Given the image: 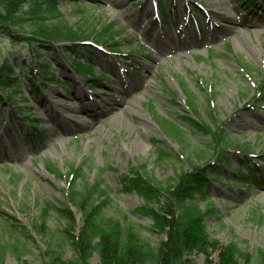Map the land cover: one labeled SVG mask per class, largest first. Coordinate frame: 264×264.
<instances>
[{
    "label": "rangeland",
    "instance_id": "1",
    "mask_svg": "<svg viewBox=\"0 0 264 264\" xmlns=\"http://www.w3.org/2000/svg\"><path fill=\"white\" fill-rule=\"evenodd\" d=\"M217 1L57 0L61 17L52 18L53 22L62 20L76 32L85 29L88 33L110 22L118 30L117 51L92 44V37H83L82 43H88L76 49L75 57L88 63L93 75L108 76L100 85L91 76L78 73L74 55L57 43L51 50L40 45L32 47L13 39L0 26V58L9 59L15 65L20 89L11 95L10 101L0 92V135L9 128L27 147L24 153L12 154L0 143V239L17 236L8 228L9 218L17 227H27L32 240L25 258L39 264L47 239L32 226L45 201L54 205L63 199L67 190L65 178L54 170L67 174L78 167L79 187L83 179L90 184L101 183L105 214L120 217L127 225L135 224L141 238L154 245L165 241L166 234L153 225L152 218L139 211L144 203L142 197L123 192L120 176L138 168L169 187L189 169L190 162L205 163L206 157L196 158L193 152L201 149L210 157L214 149L210 135L191 128L181 116L188 112L190 117L197 118L187 105L184 87L196 100L198 118L211 121L202 90L207 82L214 93L217 125L224 126L230 142L227 151L233 165L214 175L217 178L212 180L209 198L204 202L199 200L198 204L202 210L212 208L204 221L210 240L218 241L220 247L236 243L240 251L249 254V264H258V252L264 253V103L253 107L249 103L258 94L260 77L264 76V18L251 6L253 0H229V7L235 8H229L230 11L238 18L237 32H232L223 27L229 23H225V11L216 6ZM258 1L264 3V0ZM148 2L160 12L164 28L179 33L175 35L177 39L163 43L161 50L146 36L153 25L142 15ZM30 4L26 3L24 11L30 9ZM130 14L143 16L140 28L135 26ZM187 24L194 30L193 40L185 38ZM23 25L30 32L28 23ZM37 53L41 54L39 59H35ZM100 57L109 59V64ZM127 60L138 68V77L125 70ZM41 63L55 73L54 78L41 73L38 69ZM128 83L136 85L130 93L125 86ZM78 91L93 92L97 96L95 102L129 96L122 104H134V114L129 112L121 122L117 121L121 114L116 117L109 112L94 119L83 112L87 99L77 96ZM47 95L53 97L55 104L65 106V115L80 122L83 128L61 129L58 134L48 107L43 106L49 99ZM162 118L185 130L186 148L165 134ZM157 139L165 140L169 156L158 157L154 146ZM240 145L247 152L235 149ZM208 161L212 163L211 159ZM257 164L263 171L262 179L248 183L239 176L237 168L241 166L254 181L252 168ZM80 218L78 214L76 223H81ZM64 222L54 211L47 213L45 225L49 229L63 228ZM212 252L209 261L216 263L220 251L212 249ZM70 256V252L65 253V260ZM194 260L196 264H205L207 258L200 254ZM90 262L101 264L97 254ZM6 264H17V261L8 254Z\"/></svg>",
    "mask_w": 264,
    "mask_h": 264
},
{
    "label": "trees",
    "instance_id": "2",
    "mask_svg": "<svg viewBox=\"0 0 264 264\" xmlns=\"http://www.w3.org/2000/svg\"><path fill=\"white\" fill-rule=\"evenodd\" d=\"M28 1L31 3L30 9L24 11ZM59 17L61 16L57 8V0H0V26L5 29L3 30L5 33L8 32L6 34L18 42H25L32 47L40 45L46 50L53 49L54 44L57 43L61 49L74 55V65L78 73L90 75L93 81L100 82L105 75L103 73L100 77L93 75L91 66L75 57L77 46H86L81 39L92 37L101 46L117 51L118 44L115 37L118 30L110 22L100 28L94 27L88 33L85 29L76 32L62 20L52 21V18ZM25 23H28L30 32L22 28ZM75 41L79 43H73ZM65 42L72 44H61ZM40 57L41 54L37 53L35 59ZM38 69L51 79L55 77V73L45 68V64H39ZM136 70L133 62L127 66V71L132 75L136 74ZM17 78L15 65L9 59L0 58V92L8 96V101L12 94L20 91ZM33 78L35 79V76ZM30 85L33 86V83L30 82ZM183 90L187 97V105L197 118L190 117L188 112L181 118L196 131L210 135L214 144L213 154L210 157L207 158V154L201 149L195 150L194 156L206 157V161L211 159L212 163L211 161H205L203 164L190 162L189 169L169 187L163 186L154 177L138 168H132L129 173L120 176L123 192L136 193L142 197L144 203L139 211L153 219V225L161 233L166 234L165 241L154 245L141 238L135 224L127 225L120 217L105 214L103 208L106 202H104V191L100 188L101 183L90 184L87 179H83V185L79 187L76 183L81 177L78 167L72 168L67 174L55 169L57 175L65 178L67 190L63 199L57 200L54 205L48 200L45 201L37 221L32 226L39 235L47 239V248L39 259V264H91L94 254L99 256L101 264H196L194 256L200 254L207 258L205 264L250 263L249 254L240 251L236 243L220 247L218 241L210 240L206 231L205 217L210 214L212 208L207 211L202 210L198 201H207L212 180L217 178L214 175L219 170L232 167L233 159L227 151L230 142L226 138L225 128L223 125H217L213 107L214 93L207 82L202 85V90L206 96V111L211 121H206L203 117L198 118L200 114L194 96L186 88L183 87ZM173 99L177 101L175 97ZM261 103H264L263 75L260 77L258 94L251 99L249 105L253 107ZM162 124L169 138L179 141L184 148L187 147L188 137L184 129L166 118H162ZM226 142L227 144L224 145ZM154 146L159 158L169 156L165 140H155ZM235 149L243 150L241 145ZM243 151L247 152V150ZM48 167H51V164H48ZM50 170L52 171V168ZM237 172L248 183H255L259 178L262 179L263 175L258 164L252 168L254 181L241 166L237 168ZM49 210L54 211L61 220L65 221L63 228L51 230L46 227L45 220ZM78 214L81 217L80 224L76 223ZM8 228H11L12 233L17 236L10 240L0 239V264H6L8 254L16 259L17 264H32L28 258H25L26 248L31 246V230L27 227H17L10 218ZM212 249L220 251L216 263L209 261L213 253ZM67 252H70L71 256L65 260ZM257 261L258 264H264L262 251L258 252Z\"/></svg>",
    "mask_w": 264,
    "mask_h": 264
},
{
    "label": "bare ground",
    "instance_id": "3",
    "mask_svg": "<svg viewBox=\"0 0 264 264\" xmlns=\"http://www.w3.org/2000/svg\"><path fill=\"white\" fill-rule=\"evenodd\" d=\"M251 1V0H248ZM253 0V3L251 6H255V8L257 9V14H259V16H261L262 18H264V3H261L257 0V2ZM216 6H220L222 10L225 11V23H229V24H224L223 27L229 29L232 32H237V27L236 25L238 24V18L236 17V14L233 13L231 10H235L234 7H229V0H218L216 2ZM121 8V7H120ZM230 8V9H229ZM131 15V20L134 21V24L136 27L139 26L140 28V24L143 23L144 18H148L149 22L153 23L151 31L149 34H147L146 36L148 40L152 41L155 46L157 48H159V50H161L160 48H162V44L163 43H170L174 38L177 39V33L174 32H170L168 31L166 28H164V24L162 23V20L160 19V12L157 11V8H153V3L152 2H148L147 4H145L143 10H142V15L141 14H130ZM240 22V21H239ZM241 23V22H240ZM187 30L186 33V37L189 40H193V28L190 27L188 24L185 27ZM144 29V28H143ZM195 37V36H194ZM241 40H243L241 38ZM260 53V52H259ZM101 61H104L105 63L109 64V59H107L106 57L101 58ZM126 89L127 92L130 93L134 90V88L136 87L135 84H126ZM136 93V91L134 92ZM77 96L83 97L85 98V100L87 99V101L85 102V105L83 107V112L85 114H89L91 115L94 119H96L100 114L102 113H106L109 112L110 114L114 115V116H118L121 114V117L118 118V122L124 121L126 115L131 112V114H134L133 111V107L134 104H130L129 106H126L128 103L122 104L124 101L128 100L129 96H125V98H123L122 100H114V101H103V102H95V100H97V96L92 92L87 93L85 91L82 92H76ZM75 95V96H76ZM48 96V95H47ZM49 99L44 101V107H48L47 111H49V113H51V118L53 122H55V124L57 125L58 130L56 131L58 134H61V132L59 130H77L80 128H83V125L78 122L75 119H70L68 116L65 115V110L66 107L63 106V108L60 105H57L54 103L53 97L48 96ZM140 121L145 122L143 117H139ZM138 140H136L137 142ZM0 143L3 144V146L6 147V150L9 153L12 154H21L26 152L27 147L25 144H23V142H20L16 139L15 134L12 132V130H10L9 128H5L4 130H2V134L0 135Z\"/></svg>",
    "mask_w": 264,
    "mask_h": 264
}]
</instances>
